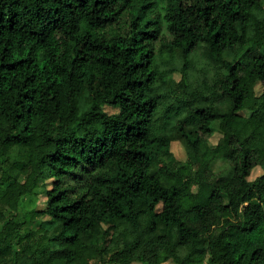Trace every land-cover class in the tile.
Returning a JSON list of instances; mask_svg holds the SVG:
<instances>
[{
  "label": "trees",
  "instance_id": "trees-1",
  "mask_svg": "<svg viewBox=\"0 0 264 264\" xmlns=\"http://www.w3.org/2000/svg\"><path fill=\"white\" fill-rule=\"evenodd\" d=\"M171 258L264 264V0H0V264Z\"/></svg>",
  "mask_w": 264,
  "mask_h": 264
},
{
  "label": "rangeland",
  "instance_id": "rangeland-1",
  "mask_svg": "<svg viewBox=\"0 0 264 264\" xmlns=\"http://www.w3.org/2000/svg\"><path fill=\"white\" fill-rule=\"evenodd\" d=\"M209 67L212 68V69H216V67L213 66V65H209ZM175 75H176V77L178 79L181 78V76H182L181 72H179V71H177L175 73ZM255 88H256L257 93H260L262 91V89H263V85L261 83H257L256 86H255ZM83 102L81 101V107L82 108L84 107L83 106L84 105ZM105 109L108 112H116V111L119 110V107L109 106L108 105V106H105ZM244 113L248 114L249 111H245ZM220 136H221L220 133L214 134L213 136L210 137V142L212 144H215L218 141V139H219ZM171 149H172V151L174 152V154L176 155V157L178 159L184 160V159L187 158V151H186L185 146L183 145V143L181 141H178V140L173 141L172 142V145H171ZM227 165H228V162L224 158L216 159L212 163V167H213V169L215 171H221V170L225 169L227 167ZM262 173H263L262 166L259 165V164L258 165H255L252 168V171H251V174H250L249 178L250 179H255L257 176H259ZM45 200H46V195L45 194H42L40 196V202L41 203H44ZM133 264H143V263L142 262L135 261ZM163 264H178V263L174 259L171 258V259H169L168 262H165ZM201 264H208V262H207V260H205V262L204 263H201Z\"/></svg>",
  "mask_w": 264,
  "mask_h": 264
}]
</instances>
